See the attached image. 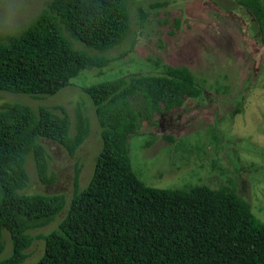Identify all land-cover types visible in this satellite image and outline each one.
I'll return each mask as SVG.
<instances>
[{"label": "trees", "instance_id": "obj_1", "mask_svg": "<svg viewBox=\"0 0 264 264\" xmlns=\"http://www.w3.org/2000/svg\"><path fill=\"white\" fill-rule=\"evenodd\" d=\"M161 3L152 4V6ZM260 30L264 0H240ZM130 29L126 0H46L16 32L0 34V90L33 97L54 94L83 69L112 59L89 54L123 41ZM94 106L101 145L92 174L73 193L57 228L38 235L43 253L30 264H264V222L250 203L227 188L146 185L132 170L128 138L142 120L180 106L203 89L187 68L163 74H126L84 87ZM55 111L19 102L0 105V253L2 234L12 242L0 264H18L34 237L29 230L53 221L65 206L62 194L25 193L27 155L38 180L51 183L49 139L73 156L90 132L82 105L73 119L62 105Z\"/></svg>", "mask_w": 264, "mask_h": 264}, {"label": "rangeland", "instance_id": "obj_2", "mask_svg": "<svg viewBox=\"0 0 264 264\" xmlns=\"http://www.w3.org/2000/svg\"><path fill=\"white\" fill-rule=\"evenodd\" d=\"M46 0H5L0 3V34L16 32L29 22ZM130 29L121 43L98 51L74 41L89 54L112 60L83 69L54 94L33 97L0 90V105L19 102L33 108L62 105L73 119L80 104L88 115L90 132L73 156L57 142L41 138L49 153L51 183L38 180L27 155L28 183L22 192L62 194L65 206L53 221L29 230L34 237L26 258L35 262L43 253L38 235L57 228L73 193V177L80 167L83 188L93 170L100 145L94 106L84 87L126 74H163L187 68L203 89L197 97H183L180 106L142 120L128 138L132 170L146 185L188 188L206 184L227 188L244 197L259 222H264V27L260 30L240 0H126ZM161 3L157 6L152 4ZM7 15L11 23L4 24ZM0 259L12 252L7 231L2 234Z\"/></svg>", "mask_w": 264, "mask_h": 264}, {"label": "clouds", "instance_id": "obj_3", "mask_svg": "<svg viewBox=\"0 0 264 264\" xmlns=\"http://www.w3.org/2000/svg\"><path fill=\"white\" fill-rule=\"evenodd\" d=\"M4 2H5V0H0V3H4ZM11 19H12L11 15H7L5 20H4V24L9 25L11 23Z\"/></svg>", "mask_w": 264, "mask_h": 264}]
</instances>
